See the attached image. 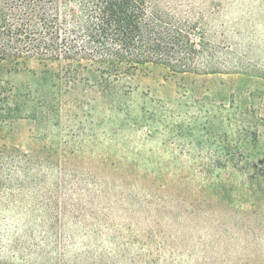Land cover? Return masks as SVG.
<instances>
[{"label":"rangeland","instance_id":"obj_1","mask_svg":"<svg viewBox=\"0 0 264 264\" xmlns=\"http://www.w3.org/2000/svg\"><path fill=\"white\" fill-rule=\"evenodd\" d=\"M196 4L206 38L264 73V0ZM37 67L0 62L21 105L0 139L11 151L0 162V264H264V218L230 217L236 180L207 167L224 137L205 115L231 104L234 74L176 80L146 65L129 79L128 107L54 112L47 85L31 82ZM251 85L235 105L256 111L264 136V77ZM208 185L220 195L207 197Z\"/></svg>","mask_w":264,"mask_h":264},{"label":"trees","instance_id":"obj_2","mask_svg":"<svg viewBox=\"0 0 264 264\" xmlns=\"http://www.w3.org/2000/svg\"><path fill=\"white\" fill-rule=\"evenodd\" d=\"M66 2L73 5L68 15L61 16V3ZM196 3L0 0V62L18 64L35 58L38 67L31 72V82L47 85L51 99L43 108L54 112L71 107H128L133 94L129 79L146 65L162 67L176 80L189 75L234 74L231 104L217 105L218 113L205 115L206 124L223 128L224 137L207 167L229 170L236 180L232 190L239 192L238 201L228 196L233 203L223 207L230 217L264 218V136L259 130L263 119L252 107L235 105V95L241 98L249 92L250 96V84L264 73L249 71L230 58L231 50L226 52L206 38L205 15L196 10ZM227 88L222 85L212 93L223 96ZM68 98L74 104L62 103ZM20 108L12 87L0 83V139L10 135ZM6 146L0 143V162L11 152ZM210 189V185L205 188L207 197L220 195Z\"/></svg>","mask_w":264,"mask_h":264}]
</instances>
